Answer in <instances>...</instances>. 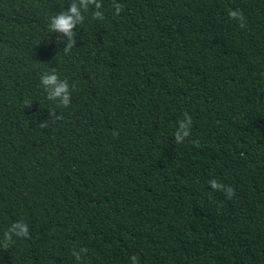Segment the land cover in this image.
Returning <instances> with one entry per match:
<instances>
[{"label":"trees","instance_id":"obj_1","mask_svg":"<svg viewBox=\"0 0 264 264\" xmlns=\"http://www.w3.org/2000/svg\"><path fill=\"white\" fill-rule=\"evenodd\" d=\"M99 3L0 0V264H264V0Z\"/></svg>","mask_w":264,"mask_h":264},{"label":"clouds","instance_id":"obj_2","mask_svg":"<svg viewBox=\"0 0 264 264\" xmlns=\"http://www.w3.org/2000/svg\"><path fill=\"white\" fill-rule=\"evenodd\" d=\"M113 2L115 4V0H113ZM89 3L95 4L97 8L101 7L99 0H81L82 5L87 6V4ZM122 8H123V5H119V7H116L115 14L119 15ZM228 15L232 19L240 20L241 27L245 26L244 24L245 17L242 11L238 9L230 10ZM95 18L103 19V16L101 13L96 12ZM82 21H83V16L81 14V10L75 3H73L70 6L68 11L62 12L52 18L50 29L52 31H58L68 37V47L65 48L66 52L69 51L71 47L74 46L75 40H74L73 29L75 28L77 23H82ZM40 82L44 86V88L47 90L49 100L59 98L62 105L65 107H67L70 104L71 101H70L69 85L66 80H60L58 75L53 72L52 74H44L41 77ZM184 117L185 118L183 120H180L178 122V128L176 132L174 133L175 141L178 144L183 143L184 139L190 135L192 118L187 112L184 113ZM46 126H47L46 122L40 125V127L42 128ZM114 135H118V133H114ZM193 143H196L197 146H199L198 141H193ZM209 184L213 189L224 191L229 199L235 195V189L232 186H226L215 179L210 180ZM12 232H15L17 236L27 237L29 235L28 225L24 223L23 221L13 223L10 229L5 233L9 241H11L12 239V236H11ZM3 247L7 249L9 247V244L5 243ZM84 250L87 251L86 248ZM74 255H76V258L78 260L81 259L79 255L75 253ZM135 259L136 258L133 257L134 261Z\"/></svg>","mask_w":264,"mask_h":264}]
</instances>
